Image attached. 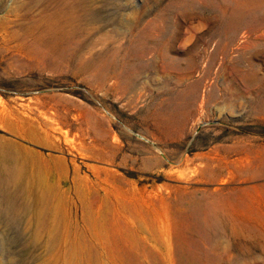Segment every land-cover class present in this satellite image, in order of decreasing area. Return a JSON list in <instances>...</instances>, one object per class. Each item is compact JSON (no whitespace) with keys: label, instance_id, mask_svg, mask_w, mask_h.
Returning <instances> with one entry per match:
<instances>
[{"label":"rangeland","instance_id":"rangeland-1","mask_svg":"<svg viewBox=\"0 0 264 264\" xmlns=\"http://www.w3.org/2000/svg\"><path fill=\"white\" fill-rule=\"evenodd\" d=\"M0 135L56 166L0 264H264V0H0Z\"/></svg>","mask_w":264,"mask_h":264},{"label":"bare ground","instance_id":"bare-ground-1","mask_svg":"<svg viewBox=\"0 0 264 264\" xmlns=\"http://www.w3.org/2000/svg\"><path fill=\"white\" fill-rule=\"evenodd\" d=\"M81 10L83 11L82 14L79 13ZM86 10L87 9L83 3H78L69 6L68 12L63 18L61 13H59L58 17L61 16V19L59 20H63L64 22V24L56 25V27H63L59 32L68 36L67 38L69 39L75 35L81 37L83 34L81 20L86 19ZM61 34L59 35L60 37H56V39L59 42H63L62 47H64L66 55L69 56L74 54L76 50L74 47L76 39L67 42L68 39L62 40L64 37L61 36ZM95 64L97 63L95 62ZM41 155L40 152L37 153L25 146L16 144L12 139L7 138L5 135H0V222L7 228L17 229L15 240L18 242H21L23 237H25L24 232L19 229L22 222L21 215L18 212V208L22 203L21 201H24L27 197L33 198L34 205L39 208V197L44 193H47V190H49L46 184L47 178L45 177L42 179V175L44 174L45 176H48L55 173V164L53 165L50 163L49 166L43 167L40 164L42 161L39 163L38 159L40 158L42 160ZM69 250V247H65L63 252L67 253ZM31 251L32 248L24 246L22 252H20V257L10 258L8 264H31L30 259L25 257L26 254Z\"/></svg>","mask_w":264,"mask_h":264}]
</instances>
